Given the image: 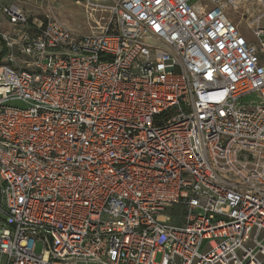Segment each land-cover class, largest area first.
<instances>
[{
  "label": "built area",
  "instance_id": "built-area-1",
  "mask_svg": "<svg viewBox=\"0 0 264 264\" xmlns=\"http://www.w3.org/2000/svg\"><path fill=\"white\" fill-rule=\"evenodd\" d=\"M242 1L117 0L86 35L3 8L0 264H264V12L240 29Z\"/></svg>",
  "mask_w": 264,
  "mask_h": 264
},
{
  "label": "rangeland",
  "instance_id": "rangeland-1",
  "mask_svg": "<svg viewBox=\"0 0 264 264\" xmlns=\"http://www.w3.org/2000/svg\"><path fill=\"white\" fill-rule=\"evenodd\" d=\"M3 0H0L2 4ZM77 0H18L17 4L23 5L25 12L30 13L31 18H38L42 21H46L47 18L60 21L65 26L74 30L79 34H90L93 31L99 30L100 27H104L110 19H112V14L109 10L115 1L117 0H92L95 4L92 9H86L85 0H79L82 4H76ZM264 12L263 5L258 0H243L235 8L231 9L229 12L230 19L239 26L240 29H246L249 22L258 18ZM0 20L2 23L6 22L3 14L0 13ZM1 49V48H0ZM3 51L0 53V55ZM2 59L0 60V66L2 65ZM258 99L256 96H247L242 102H256ZM7 107L25 109L27 105L20 101H10L6 104ZM172 213L169 210L166 215ZM4 218V217H2ZM208 243L205 242L202 247V252L205 251ZM37 252H40V246L37 248ZM1 264H5L1 262Z\"/></svg>",
  "mask_w": 264,
  "mask_h": 264
},
{
  "label": "crops",
  "instance_id": "crops-1",
  "mask_svg": "<svg viewBox=\"0 0 264 264\" xmlns=\"http://www.w3.org/2000/svg\"><path fill=\"white\" fill-rule=\"evenodd\" d=\"M16 1L18 0H3L2 1V4H0V13H2V10L5 6H8V5H11V4H17ZM28 13V12H27ZM3 14V13H2ZM30 15V13H28ZM28 15V16H29ZM31 17V16H30ZM0 28L3 30V31H11V26H9V24L6 22L2 23L1 20H0Z\"/></svg>",
  "mask_w": 264,
  "mask_h": 264
},
{
  "label": "trees",
  "instance_id": "trees-1",
  "mask_svg": "<svg viewBox=\"0 0 264 264\" xmlns=\"http://www.w3.org/2000/svg\"><path fill=\"white\" fill-rule=\"evenodd\" d=\"M6 50L3 51V53L0 55V60L2 59V57L5 55Z\"/></svg>",
  "mask_w": 264,
  "mask_h": 264
}]
</instances>
